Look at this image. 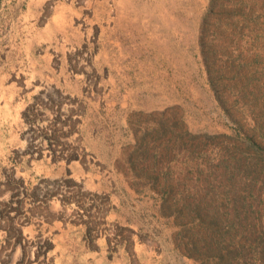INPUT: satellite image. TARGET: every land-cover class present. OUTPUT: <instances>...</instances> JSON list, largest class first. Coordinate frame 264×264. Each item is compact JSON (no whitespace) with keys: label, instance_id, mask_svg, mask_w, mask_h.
Masks as SVG:
<instances>
[{"label":"rangeland","instance_id":"rangeland-1","mask_svg":"<svg viewBox=\"0 0 264 264\" xmlns=\"http://www.w3.org/2000/svg\"><path fill=\"white\" fill-rule=\"evenodd\" d=\"M0 264H264V0H0Z\"/></svg>","mask_w":264,"mask_h":264}]
</instances>
